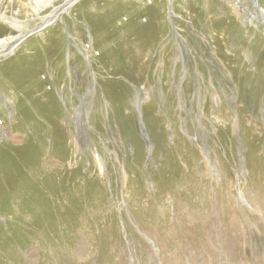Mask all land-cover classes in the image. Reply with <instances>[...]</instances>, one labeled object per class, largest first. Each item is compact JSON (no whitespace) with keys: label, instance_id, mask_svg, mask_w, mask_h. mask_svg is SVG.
Instances as JSON below:
<instances>
[{"label":"rangeland","instance_id":"rangeland-1","mask_svg":"<svg viewBox=\"0 0 264 264\" xmlns=\"http://www.w3.org/2000/svg\"><path fill=\"white\" fill-rule=\"evenodd\" d=\"M33 1L0 0L7 40L64 7L0 54V264H264V0Z\"/></svg>","mask_w":264,"mask_h":264},{"label":"bare ground","instance_id":"bare-ground-1","mask_svg":"<svg viewBox=\"0 0 264 264\" xmlns=\"http://www.w3.org/2000/svg\"><path fill=\"white\" fill-rule=\"evenodd\" d=\"M33 1V0H32ZM38 1V0H37ZM36 1V2H37ZM41 1V0H40ZM39 1V2H40ZM77 1H79V0H68V2H67V4L66 5H69V6H71V5H73L74 3H76ZM34 2V1H33ZM34 4V3H33ZM36 5V4H35ZM48 5H50L51 7L53 6V0H51L50 2H48ZM37 6H38V4H37ZM41 6V5H40ZM63 8L64 7H62L61 8V6L59 7V8H56V10H54V12H52L51 14H49L48 16H46L45 18H42V20H43V23H42V25H41V27H37L35 30H28V32H26V33H24V34H19V35H17V36H11V37H9V39L7 40V39H0V45H1V47L0 48H2L3 47V49H4V47H6V49L5 50H2V51H0V54H3V53H11L12 51H14V49H15V47H17V45L26 37V36H28L31 32H33V31H39V30H41L43 27H45L47 24H49L50 23V21H52L53 19H56L57 17H58V15H59V13H60V10H61V12H63ZM66 10L68 9V8H65ZM97 9V8H96ZM37 10H39V8L38 9H36V11ZM262 10V9H261ZM263 12H264V10L261 12V14H263ZM2 16V15H1ZM264 16V15H263ZM262 17V16H261ZM2 18H5V16H2ZM7 19H9V21L12 23V25L13 26H15V28L17 27V28H21L23 25L20 23L21 21H19V20H17V19H15V18H7ZM262 19L264 20V17H262ZM9 22V23H10ZM10 25V24H9ZM36 27V26H35ZM180 91V90H179ZM183 188V187H182ZM60 196V195H59ZM194 196V195H193ZM59 198V197H58ZM56 204V203H55ZM62 205V204H61ZM58 206V205H57ZM63 206V205H62ZM60 212V211H59ZM21 218V217H20ZM36 218V217H35ZM45 218V217H44ZM23 219V218H22ZM36 219H38V218H36ZM47 219V218H46ZM62 219H64V218H62ZM22 221V220H21ZM29 221V220H28ZM31 221V220H30ZM40 221V220H39ZM38 221V222H39ZM47 221V220H46ZM24 222V221H23ZM89 223V222H88ZM42 224H43V222H42ZM35 225V224H34ZM90 225V224H89ZM93 225V224H92ZM30 226V225H29ZM37 226V225H36ZM39 226V225H38ZM42 226V225H41ZM47 226H49V225H47ZM68 226V225H67ZM62 227V226H61ZM73 227V226H72ZM36 228H38V227H36ZM43 228V227H42ZM50 228V227H49ZM85 228V227H84ZM41 229V228H40ZM46 229V228H45ZM69 230V229H68ZM75 230V229H74ZM58 231V230H57ZM28 232V231H27ZM35 233V232H34ZM31 234V233H30ZM41 234H42V236H44L45 237V239H46V234H45V232H44V230L41 232ZM29 235V234H28ZM34 236H36V235H34ZM40 236V235H39ZM62 236H64V235H62ZM31 237V236H30ZM41 237V236H40ZM50 237V236H49ZM74 237V236H73ZM35 238V237H34ZM31 239V238H30ZM33 239V238H32ZM55 239V238H54ZM78 239V238H77ZM34 240V239H33ZM39 240V239H38ZM44 241H46V240H44ZM49 240H47V242H48ZM53 241V240H52ZM80 241V240H79ZM36 242V241H35ZM54 242V241H53ZM67 242V241H66ZM69 242V241H68ZM76 242H77V240H76ZM60 243V242H59ZM50 244V243H49ZM61 244V243H60ZM73 244V243H72ZM71 244V245H72ZM77 245V244H76ZM52 246V245H51ZM66 246V245H65ZM49 247V246H48ZM72 247V246H71ZM75 247V246H74ZM55 248V247H54ZM72 250L73 249H71V254H72V256H73V253H72ZM74 253L75 252H77V250H76V248H74V251H73ZM60 253H62V252H60ZM63 254V253H62ZM57 256V255H56ZM55 256V257H56ZM76 256H78L77 255V253H76ZM58 258H56V259H54V262H55V264H61V262H62V255L61 254H59L58 256H57ZM44 258V257H43ZM49 259V258H48ZM51 260V259H50ZM53 260V259H52ZM77 260V259H76ZM49 264H51V263H49Z\"/></svg>","mask_w":264,"mask_h":264}]
</instances>
